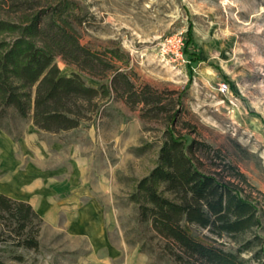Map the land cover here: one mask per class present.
<instances>
[{
	"label": "rangeland",
	"instance_id": "rangeland-1",
	"mask_svg": "<svg viewBox=\"0 0 264 264\" xmlns=\"http://www.w3.org/2000/svg\"><path fill=\"white\" fill-rule=\"evenodd\" d=\"M79 2L87 11L79 28L82 43L96 52L119 48L135 84L150 85L163 101L173 91H185L181 117L190 122L188 130L195 128L193 136L219 149L263 201L264 0ZM173 34L191 39L184 61L162 53V39ZM55 62L64 74L77 70L60 56ZM7 124L21 133L17 139ZM165 126L163 114L149 119L140 106L132 108L114 94L68 131L40 130L30 118L2 120L0 161L19 158L21 169L34 173L79 176L89 197L102 204L106 222L100 237L95 229L85 237V231L75 234L44 223L39 250H17L26 257L17 264H94L93 253L110 264H149L145 253L126 243L124 231L136 224L137 208L129 194L156 165ZM205 160L209 167L210 158ZM185 228L206 240L207 230ZM2 254L15 262L8 252Z\"/></svg>",
	"mask_w": 264,
	"mask_h": 264
},
{
	"label": "trees",
	"instance_id": "trees-1",
	"mask_svg": "<svg viewBox=\"0 0 264 264\" xmlns=\"http://www.w3.org/2000/svg\"><path fill=\"white\" fill-rule=\"evenodd\" d=\"M86 15L79 0H0V122L30 118L40 130L68 131L112 94L149 119L163 114L157 163L129 194L137 213L135 226L124 231L126 243L149 264H264V200L219 149L188 130L181 117L185 91L163 101L150 85L135 84L119 48L96 52L82 43ZM57 56L77 70L62 73ZM7 125L17 139L21 133ZM43 224L30 203L0 193V264L26 261L19 249L39 250ZM185 224L207 230L206 240ZM7 252L15 262L3 257Z\"/></svg>",
	"mask_w": 264,
	"mask_h": 264
},
{
	"label": "crops",
	"instance_id": "crops-1",
	"mask_svg": "<svg viewBox=\"0 0 264 264\" xmlns=\"http://www.w3.org/2000/svg\"><path fill=\"white\" fill-rule=\"evenodd\" d=\"M22 165L19 158L0 161V176L5 174L0 177V193L30 203L52 228L72 233L85 231V237H91L87 234L95 229L96 236H102L106 224L102 204L89 197L88 188L82 186L79 176L39 174L29 168L21 169ZM99 184L103 187V183ZM91 256L94 264H110L96 253Z\"/></svg>",
	"mask_w": 264,
	"mask_h": 264
},
{
	"label": "built area",
	"instance_id": "built-area-1",
	"mask_svg": "<svg viewBox=\"0 0 264 264\" xmlns=\"http://www.w3.org/2000/svg\"><path fill=\"white\" fill-rule=\"evenodd\" d=\"M184 41L181 36L176 34L166 36L161 41L162 53L167 54L170 58L184 61Z\"/></svg>",
	"mask_w": 264,
	"mask_h": 264
}]
</instances>
